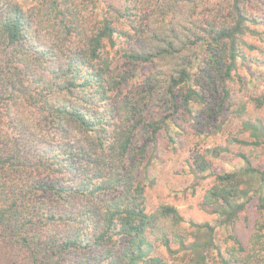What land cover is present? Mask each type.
<instances>
[{
    "label": "trees",
    "instance_id": "trees-1",
    "mask_svg": "<svg viewBox=\"0 0 264 264\" xmlns=\"http://www.w3.org/2000/svg\"><path fill=\"white\" fill-rule=\"evenodd\" d=\"M31 1L0 0V264H264V122L224 136L246 62L264 111V0ZM184 119L224 136L184 158L212 221L148 207Z\"/></svg>",
    "mask_w": 264,
    "mask_h": 264
},
{
    "label": "rangeland",
    "instance_id": "rangeland-1",
    "mask_svg": "<svg viewBox=\"0 0 264 264\" xmlns=\"http://www.w3.org/2000/svg\"><path fill=\"white\" fill-rule=\"evenodd\" d=\"M16 1L24 7L29 6L32 2L31 0ZM240 71L245 76V83L236 85L234 97L237 102L244 103L245 109L240 114H231L224 126V136L229 131L238 130L239 121L243 118L259 117L264 122V111L256 110L251 102V96L261 90L260 80L257 77L259 67L253 71L252 65L246 62L240 66ZM247 80H251L252 84L247 83ZM237 115L239 116L237 117ZM185 126V131L180 132L176 136L177 140L174 144L169 143L166 135L162 132L159 134L155 146L149 151L150 165L148 170L149 174L154 178V184L147 189L148 207L153 210L159 204H172L178 208L186 219H192L197 222L212 221L213 215L207 214L197 207V203L201 199L205 188L209 185V180L193 191L192 177L186 172L184 158L195 142L199 141L200 144L209 146L220 142L224 136L198 137L190 129L188 121H185ZM229 158H222L216 162L220 168L219 170L232 168L234 161L228 160ZM252 221L253 213L249 220L245 221L242 218L236 224V230L240 232L242 238H245L250 232Z\"/></svg>",
    "mask_w": 264,
    "mask_h": 264
}]
</instances>
